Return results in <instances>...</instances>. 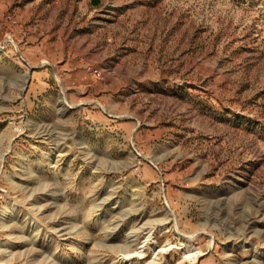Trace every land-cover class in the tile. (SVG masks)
I'll list each match as a JSON object with an SVG mask.
<instances>
[{"label": "rangeland", "instance_id": "374dc122", "mask_svg": "<svg viewBox=\"0 0 264 264\" xmlns=\"http://www.w3.org/2000/svg\"><path fill=\"white\" fill-rule=\"evenodd\" d=\"M0 264H264V0H0Z\"/></svg>", "mask_w": 264, "mask_h": 264}, {"label": "built area", "instance_id": "2783aa9c", "mask_svg": "<svg viewBox=\"0 0 264 264\" xmlns=\"http://www.w3.org/2000/svg\"><path fill=\"white\" fill-rule=\"evenodd\" d=\"M90 74H92L94 77L98 79H102V73L100 70L95 69V68H89Z\"/></svg>", "mask_w": 264, "mask_h": 264}, {"label": "bare ground", "instance_id": "6f19581e", "mask_svg": "<svg viewBox=\"0 0 264 264\" xmlns=\"http://www.w3.org/2000/svg\"><path fill=\"white\" fill-rule=\"evenodd\" d=\"M119 205H115V207H118Z\"/></svg>", "mask_w": 264, "mask_h": 264}]
</instances>
